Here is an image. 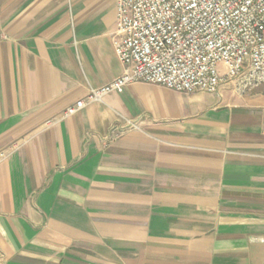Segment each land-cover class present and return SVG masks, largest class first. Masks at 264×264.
I'll use <instances>...</instances> for the list:
<instances>
[{"label":"crops","instance_id":"obj_1","mask_svg":"<svg viewBox=\"0 0 264 264\" xmlns=\"http://www.w3.org/2000/svg\"><path fill=\"white\" fill-rule=\"evenodd\" d=\"M115 0H0V264H264V94L133 83Z\"/></svg>","mask_w":264,"mask_h":264},{"label":"built area","instance_id":"obj_2","mask_svg":"<svg viewBox=\"0 0 264 264\" xmlns=\"http://www.w3.org/2000/svg\"><path fill=\"white\" fill-rule=\"evenodd\" d=\"M114 49L124 73L70 106L121 93L133 83L178 93L240 94L264 88V0H115ZM0 153V159H4Z\"/></svg>","mask_w":264,"mask_h":264},{"label":"rangeland","instance_id":"obj_3","mask_svg":"<svg viewBox=\"0 0 264 264\" xmlns=\"http://www.w3.org/2000/svg\"><path fill=\"white\" fill-rule=\"evenodd\" d=\"M261 89L263 90V94H264V88L262 87ZM259 90H260V88H259Z\"/></svg>","mask_w":264,"mask_h":264}]
</instances>
